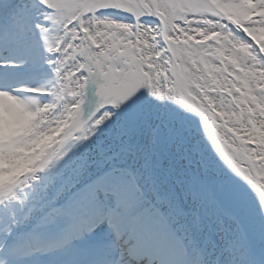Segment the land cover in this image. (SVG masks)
<instances>
[{"label":"bare ground","instance_id":"bare-ground-1","mask_svg":"<svg viewBox=\"0 0 264 264\" xmlns=\"http://www.w3.org/2000/svg\"><path fill=\"white\" fill-rule=\"evenodd\" d=\"M9 1L15 4L13 11L5 19L6 29H11L7 41L13 37H25V43L15 51H38L36 59L39 62L23 57L19 62L3 64L4 67L15 71L43 67L52 72V77L45 76L30 84L11 85L7 89L14 90L24 85H45L50 81L54 83L56 73L52 61L57 56L48 51L36 26L33 16H36L38 8L33 7L30 0H0V4ZM125 2L126 0H108L113 6L106 15L113 23L105 25V30L98 35L106 36L115 32V42L125 47H135L129 37L135 36L140 29L137 27L133 30L137 20L127 10H119ZM23 8L29 10L30 16L23 28H20L16 20ZM211 24L209 20L203 21V25ZM121 25L126 26L127 31H121ZM195 31L203 36L202 41L195 43L215 42L214 45H208L211 51L206 53L210 57L205 64L206 68L212 67L220 71V66H223L227 71L228 65H232L241 73H250L258 80H264V69L246 68L243 65L244 58L251 57L255 61V56L240 38L222 30L208 31L205 34L204 26L197 27ZM188 40H194V37L189 36ZM136 43L141 41L137 39ZM143 43L147 46V41ZM8 52L12 51H3L2 54ZM212 61H219V65ZM236 78L241 79L239 76ZM241 83L249 88L247 80H241ZM56 89L58 96L55 108L47 109L51 112L46 121L48 130L40 137L42 154L38 163L26 169L27 175L23 182L12 180L7 184H0V203L6 202L3 198L7 186L13 181L18 182L17 199L24 201L18 214L6 224L0 218V245L12 228L29 229L35 239L56 235L55 229L61 230L67 226L66 219L59 222V228L43 224L46 205L32 196L40 185H43L41 191L55 192V185L48 183L50 177L59 184L62 176L80 174V182L57 201V206H63L83 195L87 186L100 185L96 184L97 181L102 183L104 189L111 186L104 183L103 174L106 171L115 167L122 168L123 172L134 168L132 171L137 179L134 185L139 190L138 195L151 194L161 210L167 211L164 208L171 206L169 216H173L169 217L170 230L178 233L186 247L191 249L193 257L201 256L206 264H242L240 244L246 237L254 247L257 264H260L264 259V209L261 208L252 186L229 166L210 141L196 108L176 100L162 99L147 88L140 89L122 101L119 107H105L107 98L101 95L100 88L84 77L76 79L74 73L65 81L59 82ZM251 91L249 88V92ZM252 99L255 101L256 97L253 96ZM137 101L143 103L147 118L139 117L137 122L131 124L128 118ZM256 108L264 111V104L257 103ZM34 119V115L27 110L23 116L6 117L8 122L0 125V136L8 139L20 132L27 135L34 126ZM157 127L162 129L161 133H157ZM154 167L159 170H153ZM108 179L114 182V179ZM98 200L104 207L106 200L111 201L108 193H98ZM137 200L140 203L137 210L143 211L144 198ZM115 205L117 206L116 203ZM98 225L109 224L102 222ZM96 229L97 225L93 226L80 239L85 238L97 245L99 241L93 234ZM110 240L111 250L120 255L112 232ZM77 246L82 247L79 240ZM167 258L163 254L157 262L167 264Z\"/></svg>","mask_w":264,"mask_h":264},{"label":"snow or ice","instance_id":"snow-or-ice-1","mask_svg":"<svg viewBox=\"0 0 264 264\" xmlns=\"http://www.w3.org/2000/svg\"><path fill=\"white\" fill-rule=\"evenodd\" d=\"M39 2L49 9L45 19L51 26L37 27L48 51L57 56L52 61L56 73L54 86L74 73L76 79L84 77L100 88L101 95L107 98L105 107H119L122 101L147 88L162 99L176 100L196 108L210 141L229 166L252 186L264 209V111L256 108L257 103L264 104V80H258L250 73H241L232 65H228L227 71L223 66L220 71L206 68L205 64L210 60L206 53L211 51L208 45L215 42L195 43L203 40V36L195 31L197 27L204 26L205 34L214 30L231 32L255 56V61L251 57L244 58L243 65L264 69V0H228L222 5L240 19L242 27L228 20L209 0H126L119 10H127L138 22L133 25V30L139 27L140 31L129 37L135 47H125L98 35L105 30V25L113 23L106 15L112 7L108 0ZM29 16L27 8L21 9L17 25L26 24ZM204 20L212 24L203 25ZM56 29L61 30V34L57 35ZM189 36L194 40L189 41ZM137 39L141 43L137 44ZM143 41H147V46ZM212 62L219 65V61ZM237 76L241 79L238 80ZM241 80L248 81L251 92ZM79 182V173L60 177L59 184L50 177L48 183L55 185V192L41 191L43 185H40L32 193L46 205L43 224L59 228V222L67 220V227L61 229L65 241L81 237L97 222L107 221L118 240L125 233L131 234L130 251L133 254H151L167 245L171 237L170 205L164 208L167 211H144L128 224L124 214L132 208H139L140 203L124 181L113 182L105 178L104 183L111 184L117 193L115 208H105L99 203L98 193L102 185L87 186L83 195L66 205L57 206L62 195ZM17 187V181L11 182L3 198L6 202L0 203V218L5 224L18 214L24 203L17 199ZM35 239L40 244L39 238ZM79 241L82 248L77 255L84 257L89 253V241L85 238ZM240 251L242 264H257L254 247L246 237L241 241ZM5 254L7 264H16L14 244L5 243ZM97 258L113 264L111 249ZM47 260L49 264H63V258L56 253L49 255ZM260 264H264V259Z\"/></svg>","mask_w":264,"mask_h":264},{"label":"clouds","instance_id":"clouds-1","mask_svg":"<svg viewBox=\"0 0 264 264\" xmlns=\"http://www.w3.org/2000/svg\"><path fill=\"white\" fill-rule=\"evenodd\" d=\"M57 96L56 86L51 81L39 86L24 85L14 90L0 89V125L8 122L6 117L23 116L25 110L35 117L29 134L20 132L8 139L0 136V184L12 180L23 182L26 169L38 163L42 154L40 137L48 130L46 121L51 116L47 109L55 108Z\"/></svg>","mask_w":264,"mask_h":264},{"label":"rangeland","instance_id":"rangeland-1","mask_svg":"<svg viewBox=\"0 0 264 264\" xmlns=\"http://www.w3.org/2000/svg\"><path fill=\"white\" fill-rule=\"evenodd\" d=\"M210 3L216 5L219 8V11L221 14H223L224 16L227 17L228 20H231L233 23L237 24V25H242L240 19H238L236 16H234L233 14H231V12L229 10H227L225 7H223L222 5L226 4L228 2V0H209ZM112 5V3H110ZM44 6V5H43ZM113 6V5H112ZM112 8V7H111ZM110 8V9H111ZM49 9H47L46 11H44L42 14L43 16L39 17L36 21V26L37 25H43V26H47L50 27V23L45 19L46 14L48 13ZM39 28V27H38ZM40 31V30H39ZM55 33L57 35L61 34V30L56 29L54 30ZM158 165V163H157ZM134 169V168H132ZM153 170H159L158 167H154L152 168ZM155 173V172H153ZM102 228V227H101ZM95 236H97V231L94 233ZM99 234V232H98Z\"/></svg>","mask_w":264,"mask_h":264},{"label":"water","instance_id":"water-1","mask_svg":"<svg viewBox=\"0 0 264 264\" xmlns=\"http://www.w3.org/2000/svg\"><path fill=\"white\" fill-rule=\"evenodd\" d=\"M114 28V26H112ZM121 30L126 31V26H121ZM200 35V33H197ZM108 39L115 40L116 39V34L114 32L110 33L107 36ZM45 75H48V73H42V76L45 77ZM166 103H168V100H166ZM146 119L147 118V112L144 109L143 103L141 101H137L133 107L132 114L128 118L129 123L133 124L138 121V119ZM162 129L160 127H157V133H161Z\"/></svg>","mask_w":264,"mask_h":264}]
</instances>
